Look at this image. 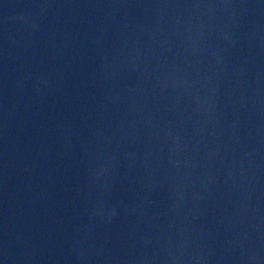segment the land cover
Instances as JSON below:
<instances>
[{"label":"water","instance_id":"1","mask_svg":"<svg viewBox=\"0 0 264 264\" xmlns=\"http://www.w3.org/2000/svg\"><path fill=\"white\" fill-rule=\"evenodd\" d=\"M0 264H264V0H0Z\"/></svg>","mask_w":264,"mask_h":264}]
</instances>
